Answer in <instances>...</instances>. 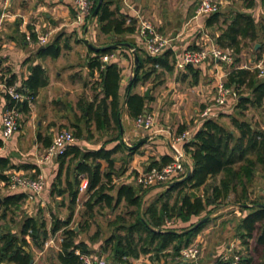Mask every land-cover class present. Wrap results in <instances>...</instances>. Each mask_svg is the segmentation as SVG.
Returning <instances> with one entry per match:
<instances>
[{
    "label": "crops",
    "instance_id": "crops-1",
    "mask_svg": "<svg viewBox=\"0 0 264 264\" xmlns=\"http://www.w3.org/2000/svg\"><path fill=\"white\" fill-rule=\"evenodd\" d=\"M102 1L109 2L111 11L134 18L136 28L138 19L141 17L151 21L157 35L166 41L162 50L164 48L171 49L173 52V70L171 72L158 67L156 73L149 79L138 82L132 89V92L144 96L145 92H148L145 96L148 97L146 109L143 112L151 114L154 120L150 128H137L134 123L135 119L129 116L124 104L126 88L133 77L134 55L126 47H118L113 51L118 52L117 64L121 68L119 86L121 140L128 146L136 144L139 147L133 154L121 150L113 153L115 161L112 184L114 186L129 184L136 187L134 177L137 172L148 169L155 162L159 163L161 156L173 157L175 150L183 154L185 166L191 167L190 153L185 150L184 143L178 141L177 137L185 131L190 132L191 136L194 135L206 120L200 117V112L209 103H212L217 83L225 82L226 79L227 70L221 66V63L206 61L190 64L196 71L194 74L185 68H176V60L187 49H197L208 41L216 42L222 28L230 23L233 15L237 12L252 16L256 35L254 41L248 38L242 40L243 48L240 54L249 48L250 44L252 57L258 56L262 49L259 52H256V49L264 43V3L262 0H217L219 2L218 19L212 25H207L209 15L195 16L199 0ZM249 2L252 3L248 4ZM74 15L75 8L72 0H0V72L9 81L16 80L22 85L30 76L33 66H40L47 75V84L38 89L32 106L27 112L21 111L20 120L23 119L24 124L19 123L16 133L9 140L3 141V145L0 146V157L7 158L9 161V167L4 169L2 174H6L8 177L12 173L31 176L34 170L22 166L36 165L39 173L44 177L43 191L33 198L29 196L28 191L22 188L10 190L6 181L0 180L1 198L9 193L25 195L19 205L25 211V216L38 217L33 212L34 206L38 207V205L49 203L50 198L63 199L65 196L69 201L67 194L60 196L50 193L51 185L58 172L56 157L46 163L39 164L37 162V158L46 148L43 145L44 139L50 137L49 134L43 132L42 127H48L52 135L55 132V126L69 125L73 128L80 126L83 132L85 125L93 124L95 129H98L95 119L88 120L86 117H82V113L77 115L79 111L82 112V107L91 102L97 104L103 96L99 72L91 70L88 66L94 55L89 44L99 47L126 41L132 43L134 48L143 49V42L138 36L137 30L125 34H103L100 32L95 18L79 25L74 21ZM28 33H33L34 36L45 33L48 35V43L40 49L41 46H38L34 41L25 39ZM50 44L59 48L58 55L56 57L39 55V52ZM194 79H196V83H193ZM154 82H157V87L153 88L151 85ZM164 87H168V89L165 88V92L160 91V94L157 89L154 94L151 90ZM236 101L229 99L210 117L234 134H238V131L233 126L230 116L237 114ZM6 103L7 98L0 90V130L1 116ZM256 110L262 114L260 110ZM244 118L248 120L245 116ZM35 121L37 130L33 133V131H29V128ZM112 125L111 123L107 130H112ZM98 130L106 131V129ZM179 130L182 131L179 132ZM117 143L118 140L113 139V136L97 140L76 136L71 145H76L82 151L100 147L109 150L114 148ZM105 169L106 164L102 161V171ZM64 173L65 168L62 172V186L65 185ZM219 177L220 175L216 177V181ZM85 187L86 180L82 179L78 195L80 192L86 193ZM137 189L141 193V189L147 188L139 186ZM193 192L203 197L204 187L201 186ZM248 192L252 199L264 203V174L262 172H256L254 185L248 189ZM249 208L241 207L234 202L233 193L228 194L226 198L217 199L214 204L206 208L204 212L211 209L207 216L209 222L193 240L198 242L201 249L200 258L196 260L197 264H209L214 260L215 255L222 252L225 247H231V251L241 255L252 254V264H264V261L258 259L253 251L256 247L255 235L249 239L248 246L242 245L236 235L239 219L250 211ZM51 213L55 212H50L49 222L45 220L47 228L51 225ZM52 236L47 239L48 241H45V246L51 243ZM206 246L208 247L207 252L205 251ZM42 252L43 248L32 247L31 264H36L34 254L36 256ZM135 259L143 260L145 264H157L159 261H153L147 255ZM173 260L177 261L176 256ZM140 261L136 264H140Z\"/></svg>",
    "mask_w": 264,
    "mask_h": 264
},
{
    "label": "trees",
    "instance_id": "trees-1",
    "mask_svg": "<svg viewBox=\"0 0 264 264\" xmlns=\"http://www.w3.org/2000/svg\"><path fill=\"white\" fill-rule=\"evenodd\" d=\"M262 1L264 3V0ZM93 2L94 9L97 0ZM250 3L252 2L248 4ZM218 15V12L210 14L207 18V25H212L217 21ZM94 18L103 34H125L136 30L134 18L111 11L109 2L106 1H102ZM31 37L35 39L33 33ZM246 38L251 41L256 38L254 20L251 15L237 12L230 23L222 28L216 43L219 46L232 47L238 55L243 48L242 40ZM118 43H128L134 47L130 42H114V44ZM263 47L264 43L256 49V52ZM117 48L93 51L94 55L88 63L89 68L98 70L100 65L98 57L111 53ZM58 53L59 48L50 44L41 50L39 55L56 57ZM134 55L137 56L138 62L135 65L133 59V77L127 85L124 104L129 116L135 119L146 109L148 97L132 92L133 87L138 82L149 79L156 73L158 67L171 72L173 52L171 49L164 48L157 55H149L144 49L135 47ZM185 69L196 73L190 65H186ZM99 77L103 96L97 104L91 102L82 107V117L88 120L95 119L98 129L107 130L112 123L111 129L114 128L117 131L116 136L113 137L118 140L117 145L109 150L100 147L84 151L76 145H71L64 154L56 157L58 172L51 185L50 193L60 196L67 194L69 198L67 217L62 219L51 213L49 228L43 218L35 216H23L18 231L8 227L7 224H0V263L31 264L32 247L42 249L45 241L59 231L62 234L57 253L60 264H80L79 254L91 253V249L84 241L75 240L76 233L73 228L69 227L82 179L86 180L85 192L89 194L84 202L86 212L90 213L98 204L112 209L124 202L127 206L135 207L134 212H130L131 217L133 216L132 222H125L122 215L116 216L111 223L114 229L102 244V252L109 250L110 257L116 264H129L130 259L145 255L153 261L159 260L162 255H168L172 260L170 264H197L196 261H174L173 258L207 225L209 222L207 216L211 209L207 210L206 214L199 217L196 222L179 230L163 228L165 220L176 217L181 222H188L192 216H199L217 199L226 198L230 193L234 194V202L241 207H250V211L239 219L236 228L237 238L242 245L248 246L249 239L255 235L256 247L253 251L258 259L264 261V203L252 199L248 192V189L254 185L256 172L264 174V130L252 126L244 118V111L249 107L260 110L264 116V79L256 78L255 73L248 69L231 66L226 74L224 85L234 86L238 93L241 88L246 90L245 94L240 92L236 99L237 114L230 116L238 134L225 129L214 119L204 120L195 131L192 140L184 144L192 160V165L187 168L186 175L180 180L167 184L163 194L164 200L160 204L154 201L142 209V194L136 187L129 184L119 186L112 184L115 161L113 153L121 150L133 154L139 147L136 144L128 146L121 140L119 123L121 68L117 64V59L105 64L104 69L99 72ZM193 83H196V79ZM46 84L47 75L38 65L31 68L30 76L23 82L33 96L39 88ZM28 109L26 104L21 106L23 112H27ZM74 127L75 135L81 136L82 128ZM50 141V137H46L43 145L47 147ZM2 145L3 140L0 137V146ZM69 155L72 156L68 157ZM171 160V156L164 155L161 156L159 163L155 162L153 166H162ZM102 161L106 164L104 171H102ZM8 167V159L0 157V180L8 181L9 177L2 174V171ZM22 167L34 170L31 177L39 173L36 165ZM64 168L65 185L62 186L61 178ZM201 186L204 187L203 197L193 192ZM174 192L176 196L170 202ZM24 197L23 193L4 195L0 204V221L6 218L8 211L18 208ZM179 208L180 212H178ZM241 257L243 264L253 263L252 254L247 253ZM214 260L216 264H232L231 260H219L217 257Z\"/></svg>",
    "mask_w": 264,
    "mask_h": 264
},
{
    "label": "built area",
    "instance_id": "built-area-1",
    "mask_svg": "<svg viewBox=\"0 0 264 264\" xmlns=\"http://www.w3.org/2000/svg\"><path fill=\"white\" fill-rule=\"evenodd\" d=\"M75 8L74 21L76 24L89 22L93 0H72ZM219 2L217 0H199L195 10V16L210 15L218 12ZM137 33L143 42V49L149 55H157L164 47L166 41L160 38L154 28V25L145 18H139L137 22ZM27 41H34L38 46L48 43V35L45 33L36 34L35 39L28 33L25 36ZM134 55L135 48L129 49ZM235 50L232 47L219 46L216 42L208 41L197 49H187L183 51L176 60L175 66L178 69H184L186 65L199 64L201 62L212 61L224 64L231 68H243L253 71L256 78L264 79V47L260 54L251 57L242 64H235ZM118 59V52L106 53L98 57L100 62L98 72L102 71L105 64ZM228 72V71H227ZM226 72V74H227ZM0 90L7 98V103L1 116V138L3 141L9 140L17 131L19 120L21 118V106L26 104L32 106L35 96L28 89L16 80L9 81L7 77L0 72ZM237 89L234 86H225L223 81H219L215 87V93L212 97V103L208 104L201 112L200 117L207 119L213 116L217 109L224 106L229 99L236 100L238 97ZM153 116L146 112L139 114L135 120L137 128H150L153 125ZM190 132H181L177 137L178 141L184 144L191 141ZM75 141L72 132L61 128L52 135L50 144L43 150L40 157L37 158L39 164L46 163L52 158L65 153L68 146ZM187 173L184 156L179 151H174L172 160L162 166H152L146 170L137 172L134 181L142 188L153 187L157 185H167L168 183L182 179ZM10 190L22 188L29 192L30 197L38 196L44 189V177L38 173L35 176H27L19 173H12L6 182ZM53 240L50 239V242ZM79 254L78 251H75ZM201 249L197 241L183 246L176 255L177 261H196L200 256ZM219 260H231L232 264H243L241 254L231 251V247L224 248L222 252L215 255ZM80 264H106L103 257H94L87 254H79ZM214 258V259H215ZM140 259H130L129 264H136ZM209 264H216L215 260Z\"/></svg>",
    "mask_w": 264,
    "mask_h": 264
},
{
    "label": "rangeland",
    "instance_id": "rangeland-1",
    "mask_svg": "<svg viewBox=\"0 0 264 264\" xmlns=\"http://www.w3.org/2000/svg\"><path fill=\"white\" fill-rule=\"evenodd\" d=\"M248 46L249 48L243 50L242 54H238L235 56V64H242L244 62H247V60L253 56L251 45L249 44ZM208 62H212V61L209 60ZM221 66L227 71L230 69L228 66L224 64H222ZM156 85L157 82H154L151 85V87L154 88ZM153 88L151 89L153 94L156 91V89L158 91V94H160V91H164L165 88L168 89V87L155 88V89ZM240 92H243L245 94L246 90L241 88L239 93ZM239 93L237 92V94ZM81 113L82 112L79 111L77 115H81ZM244 116L248 119V121H250L251 124H254V126H256L257 128L264 130V116L261 113H259V111H257L254 108H248L244 112ZM19 123L21 125L24 124L23 119H21ZM61 128L70 130L74 138L76 137L75 128H73L72 126L69 125L55 126L54 130L57 131ZM42 129H44L43 132L49 134L50 138L52 139V132H49L48 127L47 128L42 127ZM36 130L37 127L35 121L32 123L31 127L29 128V131L31 132L33 131L34 133ZM116 133L117 131L114 128L112 130L104 131V130L95 129L94 125L90 124L84 126V130L82 132L81 137L97 140L102 137H112V136L114 137L116 136ZM70 165L72 166L73 162L70 163ZM135 186L137 188L139 187L137 185ZM167 186L168 185H157L152 188L141 189L140 194H142V205H141L142 209H145L146 206H148L154 201H157L158 204H160V202L164 200L163 194ZM88 195H89L88 193H84V192H80V194L78 195L76 204L74 206L73 218L69 224V227L73 228L74 232L76 233L75 240L85 241L88 247L92 250L91 253L87 255H92L94 257H103L106 261V264H116L110 257L109 250L102 252L101 250L102 244L114 229V226L111 225V223L116 219V216L122 215L124 217L125 222H132L133 216L131 217L130 212H134L135 207L127 206L125 205L124 202H121L117 207L112 209L105 207L101 204H98L95 205L93 207V210L90 211L89 213L86 212V208L84 206V202L87 199ZM175 196H176V192L172 194L170 198V202L174 200ZM68 206H69V201L68 199L65 198V196H63V199L61 198L57 199L53 197L49 199V203L47 202L44 205H38V207L34 206L33 212L36 214V216L43 218L44 220H47V222H49L51 211H54L55 212L54 214L59 218H66L68 215ZM205 214L206 212H202L199 216H192L188 222H181L176 217L171 219H166L163 228H175L179 230L183 227H186L192 222H196L199 217H202ZM23 216H25V211L21 207L14 208L13 210L8 211L6 218L2 220L0 224H7L8 227H11L13 230L18 231L19 224ZM61 237H62L61 231L57 232L56 234H53L52 236L53 241L49 243V245L47 246L44 245L43 252L40 255H36V256L34 254V259H36V264H60L57 259V253L59 251V244L61 242ZM205 251L206 252L208 251L207 246ZM140 262H141L140 264H145L143 260H141ZM170 262H172L170 256L162 255L157 264H170ZM198 262L201 261L198 260Z\"/></svg>",
    "mask_w": 264,
    "mask_h": 264
},
{
    "label": "water",
    "instance_id": "water-1",
    "mask_svg": "<svg viewBox=\"0 0 264 264\" xmlns=\"http://www.w3.org/2000/svg\"><path fill=\"white\" fill-rule=\"evenodd\" d=\"M101 3H102V0H97V3H96V6H95V8L93 9V11H92V13H91V18H90V20L89 21H91L95 16H96V14H97V12H98V9H99V7H100V5H101ZM257 45V44H256ZM89 46H90V48L93 50V51H97V50H104V49H106V48H116V47H126V48H128V49H132L133 48V46L131 45V44H128V43H118V44H109V45H106V46H99V47H97V46H94V45H92V44H89ZM41 48H44V46H41L40 47V49ZM134 60H135V65L137 64V62H138V58H137V56L136 55H134ZM147 91L145 92V96H147ZM120 133H122V127H121V125H120ZM1 201H2V198L0 197V204H1ZM178 212H180V208L178 209ZM31 263H32V260H31Z\"/></svg>",
    "mask_w": 264,
    "mask_h": 264
}]
</instances>
